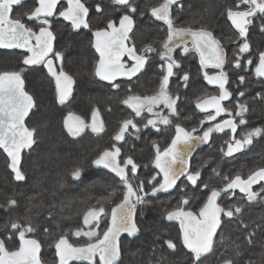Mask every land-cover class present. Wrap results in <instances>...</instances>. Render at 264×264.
I'll use <instances>...</instances> for the list:
<instances>
[{"label":"trees","instance_id":"obj_1","mask_svg":"<svg viewBox=\"0 0 264 264\" xmlns=\"http://www.w3.org/2000/svg\"><path fill=\"white\" fill-rule=\"evenodd\" d=\"M236 3L237 0H185L182 9L175 15L174 25L206 28L221 41L227 56L224 67L230 77L232 91L264 92L263 84L257 83L251 76L248 78V71L254 66L247 64L248 59L242 58L239 68L234 64L239 50H232V47H239L243 38L227 18L226 8H235ZM153 6L158 5L152 0H141L139 23L131 40L142 49L150 44L159 52L166 39V30L163 32L166 25L154 21L150 11ZM261 25H264V18L258 14L249 26V31H256L252 35L248 33L247 40L251 47L264 45ZM81 34L62 37L57 45L59 51L67 45L73 49L67 62L68 72L75 80L74 93L63 104L56 100L54 86L50 84L44 69L24 65L22 55L0 51V73H23L25 90L35 101L27 126L36 129V143L23 154L20 168L26 179L22 182L15 180L9 159L0 149V238H5L6 246L14 250L19 246L18 233L4 226L11 222L25 226L31 223L34 231L26 236L40 242L43 264H58L55 243L59 237L68 236L77 227H83V213L88 208L103 204L109 211L122 198L125 189L120 178L111 170L94 165L92 161L115 144L121 148V162L130 155L140 165L135 174H129L133 185L143 180L145 190L151 192L149 180L159 171L152 163L155 158L154 144L162 150L167 147L176 134L177 124L190 130L191 124L186 122V113L196 111V98L215 92V88L204 80L196 56L189 59V63L180 66L177 76L168 86L169 93L179 97L176 103L177 116L173 123L159 129L151 126L145 128L146 118L138 117L134 122L140 131L130 128L124 140L116 142L113 137L122 122L134 117L132 109L124 105L123 101L128 96H150L159 90V76L163 74L158 71L160 62L152 58L154 51L147 69L138 79L115 88L96 79L97 57L90 42ZM184 73L189 75L186 86L182 80ZM241 75L245 77L243 83L239 81ZM187 99L190 103L186 107ZM95 109H99L104 129L102 132L89 129L80 136L68 132L64 124L67 116L73 114L87 122ZM221 157L226 161L219 162ZM77 168L82 171L79 178L71 174ZM190 169L201 172L196 185L184 177L171 191L147 195L137 203L135 222L140 231L133 237L124 234L120 238L121 256L117 264H192L191 254L182 244L180 223L178 220H167L166 214L178 207L198 212L211 190L222 188L226 182L224 178H231L232 173L228 158L210 145L194 154ZM221 195V204L230 207L229 194ZM185 198L189 200L187 205L181 203ZM11 199L16 201L15 205L8 203ZM249 206L231 219L224 217L214 239V251L203 258V264H222L225 258L233 259L234 264H264V210ZM249 234H253L251 242L248 240ZM8 236L11 239H7ZM168 239L176 243L175 249L168 248L165 243ZM70 264L90 263L74 261Z\"/></svg>","mask_w":264,"mask_h":264},{"label":"snow or ice","instance_id":"obj_2","mask_svg":"<svg viewBox=\"0 0 264 264\" xmlns=\"http://www.w3.org/2000/svg\"><path fill=\"white\" fill-rule=\"evenodd\" d=\"M115 4L125 6L124 12L119 20H109L106 27L97 29L93 33L95 37L94 47L99 53V61L96 66L95 75L100 79L109 81L112 86L119 88L120 85L115 81L118 77L131 78L139 73L148 62V53L156 51L152 45H146L143 49L137 50L136 45L131 43L130 33L136 24L133 18L137 13V7L131 0H113ZM178 0H163L158 6L151 7V16L157 21H163L167 25V38L161 45V60L165 61L161 67H166V74L163 75L159 90L156 94L150 96L132 95L123 101L124 104L131 107L136 116H140L144 111L151 113L153 119H148L144 127L151 125L157 128V124L168 125L171 123L169 115H163L159 111H154L159 105L163 104L170 115L177 114L176 103L178 96H173L168 91L170 78L175 74L174 68H179V63L173 59L172 53L179 42H184V52L189 51L188 39H191L192 48L199 53L200 64L202 67H213L220 69L217 75H208L204 73L205 79L209 84H216L221 89L218 96L198 98L196 107L203 112H208L204 123L216 121L222 113H227L230 117L233 115L228 109L222 106V101L229 99L232 95L225 85L228 82L227 73L223 71L225 64V50L219 39L213 32L206 28L193 29L192 27H176L171 14V9ZM24 0H0V49H25L28 55L23 57L24 65H44L48 73L56 81V90L58 99L63 104L71 95V86L74 83L72 77L63 70V53L54 50V41L56 36L51 30L52 20L57 15L58 5L61 0H36V6L22 15L14 16V10L22 6ZM66 7L58 12L64 20L70 21L75 29L89 28L88 14L89 8L82 0H66ZM241 5L246 6V10H239ZM97 12H101V6H95ZM264 18V0H237L235 8L229 6L226 8L227 18L238 30V34L243 38L239 45V52L234 61L235 67L241 66L240 54L251 50V45L247 40L249 25L253 23V18ZM143 15V13H141ZM27 21L38 22V30L29 26ZM261 31H264V25H261ZM128 57L130 63L124 62V57ZM56 61H61L59 71H57ZM248 65H252L251 59L247 60ZM255 75L264 77V51L259 53L258 63L255 67ZM182 80L185 86L189 80V75L184 73ZM239 81L243 83L245 77L239 76ZM244 96V92L239 93ZM35 107V101L24 87V77L22 71H5L0 73V149H3L10 157L9 167L15 174L17 181L26 179L20 168L21 153L24 149H31L36 143V129L29 128L25 124V118ZM238 111L235 113L240 119L237 123L235 119H226L216 123L203 131L202 135H195L196 128L187 130L179 124L175 125V136L171 143L163 150L159 145H155L154 167L159 171L151 177L149 184L151 195L159 192H167L177 185L181 177H186L192 185H196L201 177L200 170L190 169V157L194 147L199 143H207L213 132H223L226 128L233 134L232 141L227 145L225 155L233 156L234 153L243 151L247 146L253 144V139L264 135V128L254 127L245 132L239 139L236 138V132L240 125L247 124L243 118L244 113L248 111L247 104L238 103ZM212 109V112H209ZM99 109L92 113V123L88 125L81 117L70 114L64 121L68 132L77 136L85 128L91 127L93 132H102L103 123L98 122ZM129 128L137 132L140 128L132 119L122 122L119 131L113 137L114 141H123L125 133ZM223 151V150H222ZM121 148L115 144L111 148L105 149L95 158L92 163L97 166H103L110 169L118 176L123 184L124 191L122 198L114 207L110 209V223L103 233L97 229L100 226L101 218L109 215L103 204L97 207H90L83 213V224L88 228L77 227L73 235L89 238L88 243L81 246H74L69 243L67 235L59 237L55 243L58 264H69L71 260H87L90 264H96V257H99L100 264H117L120 260L121 251L119 237L122 233L129 236H135L139 227L135 222V209L137 203L143 200L144 196L149 195L145 191L144 181H139L133 185L129 179V174H135L140 167L132 156H127L122 162L119 159ZM72 176L79 178L82 174L81 169L77 168ZM162 174V180H157V176ZM219 174V173H217ZM225 184L222 188L211 190L207 201L199 208L198 212L185 210L178 207L167 212V220H178L182 232V244L191 254L192 264H203V258L214 251V239L217 230L221 227L222 215L232 218L235 214L241 213L239 206L224 208L217 202L222 193L230 194L239 189L246 195L248 201H253L261 196L264 188L260 191H254L253 185L264 181V167H259L247 175L246 178L240 174L233 178L225 177ZM154 182V183H153ZM208 187L207 184L204 185ZM10 205H15L16 201H8ZM187 205V198L181 201ZM18 233L19 246L10 250L5 243V238H0V264H42L40 257L41 244L37 239L28 238L27 233L34 231V226L28 223L27 226L18 222H11L4 226ZM47 231V229H45ZM11 239V236L6 237ZM253 234H249L248 240L251 242ZM168 248L177 247L173 240L165 241ZM222 264H234L231 258H225Z\"/></svg>","mask_w":264,"mask_h":264},{"label":"flooded vegetation","instance_id":"obj_3","mask_svg":"<svg viewBox=\"0 0 264 264\" xmlns=\"http://www.w3.org/2000/svg\"><path fill=\"white\" fill-rule=\"evenodd\" d=\"M82 2L89 8V14H88V17H87L88 23H89V28H83L82 27L80 29H75V28L72 27L70 21H66V20H64L63 17H60L58 15V12L60 10H62L63 7L67 6L66 0H61V3L57 6L58 7L57 15L55 17H53V18H50L52 20V28H51V30L54 32V34L56 36V39L54 41V50L55 51H59L58 48H57V45H58L59 41H61L62 37L68 38L69 35L72 36V35H76V34H81L82 33L81 35H84L86 41L90 42L91 49L94 52V54L96 55V57H97L96 64H95V70H96V66H97V63L99 61V55L95 51L94 46H93L94 45V35H93V33L97 29H102V28L106 27L107 22L109 20H117L118 21L120 16L124 12H126L127 9H126L125 6L115 4L113 2V0H82ZM131 2L137 7L138 11L133 16V18L136 20V24H135V27L133 29V32L130 34V37L136 31L137 25L139 23L138 22V19L140 18L139 17V11H140L139 6L141 5V0H131ZM152 2L154 4H156V5H159L160 3L163 2V0H152ZM184 3H185V0H178L177 4H174L172 6L171 14H172L173 20L175 19V15L177 14V12L182 9V6H183ZM97 4H99L101 6V9H102L101 12H97L96 11L95 6ZM34 6H36V0H24V3L22 4V6H19V7H17L14 10L13 15L14 16L22 15L24 12L30 11ZM239 10H246V6L241 5V9H239ZM154 21L156 22L157 20H155V18H154ZM25 22L28 23V25L33 27L35 30H38V22L27 21L26 19H25ZM158 22L164 23L163 21H158ZM165 30H166V38H167V25H166V27L164 26L163 32H165ZM248 33H250L252 35V34L256 33V31H252L251 30V31H248ZM81 39H82V41H84L83 38H81ZM251 41H252V39H251ZM131 43H133L132 40H131ZM134 44L136 45V48H137L138 51L142 49L136 43H134ZM188 47H189V51L188 52H184V42L180 41L179 42V47H176L174 52L172 53L173 59L176 60L179 63L180 66H182L183 63H189V59H192V58H194L196 56V58H197V60L199 62L200 70H202V74H203L202 76H203L204 80L208 83V81L204 77V73L207 72L208 75H210V76L211 75H217V74H219L220 69H216V68H213L211 66L206 67V68L202 67L201 64H200L199 53L196 52L192 48L191 39H188ZM70 48H71V46L67 45L62 51H59V52L63 53V61H62L63 70L72 77V75L68 72L69 68H68V62H67V60L69 58L70 51H73V49L71 50ZM224 50H225V48H224ZM232 50H239V47H237V48L232 47ZM251 50L253 52L249 54V52ZM251 50L249 52H247V53H243L242 55H240V59L246 58V59H251L253 61V65L254 66H253V69L248 71V78H249V76H251L257 83H260L261 85L263 84V86H264V77H257L255 75V67H256V65L258 63V56H259L260 52L264 51V45L263 46H252ZM0 51H6V52H9V53L22 55V60H23V57L25 55L29 54V53H27V51L25 49H0ZM161 52H162V49L160 48L159 52L157 50L155 52V54L152 55V58L154 60L157 59L160 62L158 64V71H161V73H163V74H161L159 76L160 77L159 78L160 79V83L162 81L163 75L166 74V67L165 68L161 67L162 64H165V61L161 60ZM152 53H148L147 54L148 62L145 64L144 69L137 76H135L131 80L122 79V80L116 81L115 83L119 84V85H124V84L133 82L136 79H138L141 76V74L144 72V70L147 69V66H148V63H149V60H150V55ZM189 55H191V56H189ZM226 57L227 56L225 54V63H226ZM235 58H236V56H235ZM123 59H124V62L130 63L128 57L125 56ZM60 63H61V61H56L57 71H59ZM32 66L40 67V68H42V69H44L46 71V73H47V75H48V77L50 79V84L54 86V93H55L56 100L59 101L57 90H56V81L48 73L47 68L44 65H32ZM32 66H29V67H32ZM179 68H174V73L175 74L170 78L169 84L174 79V76H177V70ZM223 71L226 72L227 76H228V82L225 85V87L227 88L228 91H230L232 93V95H231V97L229 99H227L225 101H222V106L224 108L228 109L233 115L230 117L227 113H222L220 116L217 117L216 121L204 123L203 125H201V121L206 120V117H207V115L209 113L208 112H203V111H201L200 109H198L196 107V111L195 112L190 113V114L186 113V115H185L186 122H190V124H191L190 130L192 128H196L197 132L195 133V135H202L203 131H205L208 127H210V126H212V125H214L216 123H220L223 120L235 119L237 121V123H238L240 117L235 115V113L238 111V109L236 107V105L238 103L247 104L248 111L246 113H244V116H243V118L247 121V124L240 125L238 127L237 132L235 134L237 139H239L245 132L251 130L254 127L264 128V92H250V93H244V96H240L239 95L240 92H236L235 90L234 91L231 90L232 88L230 86V84H231L230 77H229L228 72H227L225 67H223ZM94 75H95V72H94ZM237 75L238 74H236V76ZM73 78L74 77H72V79ZM96 79H97V77H96ZM73 81H74V83L71 86V95L68 97V99L65 102L69 101L71 99V96L74 93L75 80L73 79ZM103 83H105V82H103ZM154 83H156V81ZM157 83H158V79H157ZM105 84L112 85V84H109V83H105ZM209 85L215 88V92H213L210 95L204 96V97L218 96V95L221 94V89L219 88L218 85H211V84H209ZM191 97L194 98L196 96H191ZM204 97H201V98H204ZM197 100H198V98H196V102H197ZM188 103H190V100L187 99L186 100V107L188 106L187 105ZM124 105L129 107L127 104H124ZM212 111H213L212 109H209V112H212ZM175 116H177V114L176 115H169V118H170L172 123L175 120L174 119ZM138 117H140V118H144L145 117L146 121L148 120V117H147L146 113H142ZM232 137H233V134L227 128L223 132H213L211 137H210V140L207 143H202L201 145H199L196 148V150L194 151V153L190 157V162H191L194 154L198 150L203 149L204 146H209L210 145L211 148H214V149L216 148L218 151L221 152L222 155H224V157L228 158V160L230 162V165H231V173H232L231 178H233L237 174H240L241 176L246 178L249 173L258 170L259 167H264V135H261L259 137H255L253 139V144L247 146L243 151L235 153L233 156H227V155H225V152L227 151L228 143H230L232 141ZM223 161H226V160H225V158L221 157L219 162H223ZM157 180H162V174L158 177ZM261 188H264V181H261L259 184L253 185V190L254 191H260ZM148 193H149V195L151 194V192H148ZM144 197H146V196H144ZM227 198L230 199V204H231L230 207H228V208H231L233 206H239V207H241V209H243V208L247 207L248 205H250L249 207L256 206V207L262 208L264 210V192H262L261 196L257 197L255 200L248 201L247 198H246V195L244 193H241L239 191V189H236L232 193H230ZM221 200L223 201L222 195H221L220 198H218L217 202L221 205V207H224L221 204ZM224 208H226V207H224ZM238 214L239 213H237V215ZM235 216H236V214L233 217H235ZM224 217L225 216L222 215V217H221L222 221H223ZM217 232H218V230H217Z\"/></svg>","mask_w":264,"mask_h":264},{"label":"rangeland","instance_id":"obj_4","mask_svg":"<svg viewBox=\"0 0 264 264\" xmlns=\"http://www.w3.org/2000/svg\"><path fill=\"white\" fill-rule=\"evenodd\" d=\"M158 92V91H157ZM156 92V93H157ZM155 93V94H156ZM172 95V94H171ZM174 96V95H173ZM129 106V105H128ZM132 111H133V114H134V117H132V118H130V119H132L133 121L135 120V119H138V116H136L135 115V112H134V110L132 109ZM154 111H159V112H161L163 115H170V113H169V110L163 105V104H161V105H159L157 108H155L154 109ZM143 113H146L147 114V117H148V119H153L154 117L152 116V114L151 113H148L147 111H144ZM67 118H68V116H67ZM66 118V119H67ZM100 121H102L101 120V117H100V114H99V116H98V122H100ZM88 125H91V123H92V116H91V118L90 119H88V121L86 122ZM164 124H160V123H158L157 124V128H154V129H158V128H160L161 126H163ZM149 126H151V125H149ZM152 127V126H151ZM89 129H91V127H88V128H85V130L82 132V133H80L79 135H77V136H80V135H83L86 131H88ZM133 130H135V129H133ZM130 133V128L128 129V131L125 133V135H127V134H129ZM202 143H199V144H197L195 147H194V149H193V151H192V154L194 153V151L196 150V148L199 146V145H201ZM192 154H191V156H192ZM103 167V166H102ZM110 170V169H109ZM184 177H181L178 181H177V183L180 181V180H182ZM149 186H151V185H149ZM148 187V186H147ZM152 187V186H151ZM151 187H149V189H151ZM145 188V187H144ZM174 189V188H173ZM170 190H172V189H170ZM169 190V191H170ZM151 191V190H150ZM106 212L107 213H109V215H106V216H104V217H102L101 218V221H100V226H99V228L97 229V231L99 232V233H103V231L105 230V228L108 226V224L110 223V210L109 211H107V209H106ZM107 221H108V223H107ZM82 228H84L85 229V231H87L88 230V228L85 226V225H83V227ZM75 231V230H74ZM73 231L68 235V239H69V243H71V244H73L74 246H81V245H84V244H86L87 242H90V241H88L87 239H89L88 237H85V236H80V237H77V236H75V235H73ZM124 234H126V235H128L127 233H122L121 235H120V237H119V242H120V238L124 235ZM131 237H133V236H131ZM79 241V242H78ZM87 241V242H86ZM74 261H81V262H88V263H90L89 261H87V260H76V259H74V260H71V261H69V264L71 263V262H74ZM96 264H100V262H99V257L97 256L96 257Z\"/></svg>","mask_w":264,"mask_h":264},{"label":"water","instance_id":"obj_5","mask_svg":"<svg viewBox=\"0 0 264 264\" xmlns=\"http://www.w3.org/2000/svg\"><path fill=\"white\" fill-rule=\"evenodd\" d=\"M131 34V33H130ZM187 39H190V38H187ZM94 42H95V37H94ZM94 49H95V47H94ZM95 51H96V49H95ZM97 52V51H96ZM98 53V52H97ZM98 55H99V53H98ZM28 66V65H27ZM32 66V65H31ZM143 69H144V67H143ZM142 69V70H143ZM141 70V71H142ZM140 71V72H141ZM139 72V73H140ZM139 73H137L135 76H137ZM135 76H133V77H131V78H128V77H118L117 79H116V81H119V80H122V79H124V80H131V79H133ZM97 77V79L98 80H100V81H102V82H105V83H109V84H112V83H110L109 81H105V80H102V79H100V77H98V76H96ZM115 81V82H116ZM211 85H216V84H211ZM24 87H25V82H24ZM26 91V90H25ZM33 97V96H32ZM34 99V98H33ZM34 109V108H33ZM32 109V110H33ZM32 110L30 111V113H29V115L25 118V124H26V126H27V119L29 118V116H30V114H31V112H32ZM33 147V146H32ZM2 151H3V149H1ZM25 150H27V149H24L23 151H22V153H21V161H20V167H21V163H22V159H23V154H24V152H25ZM4 152V151H3ZM5 153V152H4ZM235 154V153H234ZM5 155L7 156V153H5ZM8 157V156H7ZM8 159H9V162L11 163V159H10V157H8ZM10 170L12 171V169L10 168ZM12 173H13V171H12ZM14 174V173H13ZM14 178H15V174H14ZM16 180V179H15ZM17 181V180H16ZM17 182H22V181H17ZM43 264V263H42Z\"/></svg>","mask_w":264,"mask_h":264}]
</instances>
